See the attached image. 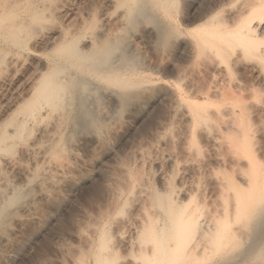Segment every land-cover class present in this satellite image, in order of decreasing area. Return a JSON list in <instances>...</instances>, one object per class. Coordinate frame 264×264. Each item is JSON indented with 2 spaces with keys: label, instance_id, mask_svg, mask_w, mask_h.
Segmentation results:
<instances>
[{
  "label": "bare ground",
  "instance_id": "bare-ground-1",
  "mask_svg": "<svg viewBox=\"0 0 264 264\" xmlns=\"http://www.w3.org/2000/svg\"><path fill=\"white\" fill-rule=\"evenodd\" d=\"M176 1L0 0V40L7 41L0 46V67L7 60L15 66L21 65V61L26 65L21 77L13 82L5 78L0 85V228L12 216L30 215L31 201L25 203L27 198H47L53 187L70 176V154L75 155L85 144L81 137L78 142L73 137L79 132L81 113L89 118V101L103 100L105 112L110 115L129 107L141 92L159 85V97L165 101L181 107L184 102L190 103V108L181 113L186 119L187 135L183 133L186 139L179 144L178 151L166 153L162 151L163 145H169L166 122L156 121L147 132L138 129L123 150V156L130 162L123 163L121 181L113 190L106 212L108 219L114 216L119 221L113 231L103 226L102 237L120 238L130 252L140 254L141 260L136 264H187L190 259L195 262L204 255L229 253L237 249L235 245L241 244L251 229L257 237L255 250L262 249L264 106L255 109L243 92L230 95L207 92L203 99L183 93L174 99L165 79L145 75L150 70L149 63L144 64L132 47L133 41L149 43L156 36H159L157 41L166 39L165 28L173 26L165 19ZM248 1L237 6L222 26L215 23L214 27L226 28L221 37L223 45L218 50L230 51L235 56L232 68H236L240 57L247 52L264 60L261 45L264 43V0ZM53 16L61 17L62 21L58 17L60 24L56 26L53 20L56 24L49 27L51 30L45 38L31 35L35 28L45 24L44 20L54 19ZM92 18L98 22L91 21ZM89 22L98 23V29L90 26L97 30L83 33V29H89ZM139 27L145 29L137 34L135 28ZM151 28H157L158 35L154 37ZM171 31L167 32L171 34ZM12 49L26 55H12ZM250 61L245 60L246 64ZM254 62L247 69L260 77L264 71ZM177 112L169 114L172 127L179 119L183 120L179 115L175 121ZM210 117H215L213 123L214 120L217 123L216 119L218 123L220 119L223 121L214 125L217 133L209 127ZM199 146L206 148L204 153L198 150ZM147 148H153L149 149L151 155L154 152L163 158L161 161H166L165 169H168L164 171L165 163L161 165L159 158H149L157 181L149 191L143 182L147 174L143 175L146 173H142L143 169L140 172V164L145 162L136 164L140 154L147 157L148 153H143ZM158 150L165 152L164 157L157 155ZM121 157L118 159L123 162ZM173 172L178 177V180L173 178L175 183L170 180ZM143 184L148 188L142 189ZM129 203L131 210L126 211L124 207ZM100 252L98 264H114L112 257L102 256V245Z\"/></svg>",
  "mask_w": 264,
  "mask_h": 264
},
{
  "label": "rangeland",
  "instance_id": "rangeland-1",
  "mask_svg": "<svg viewBox=\"0 0 264 264\" xmlns=\"http://www.w3.org/2000/svg\"><path fill=\"white\" fill-rule=\"evenodd\" d=\"M85 1L80 0L82 3L88 2V0ZM245 1L248 0H177L175 5L170 8L169 17L166 16L165 19L168 25L171 24L170 26L174 27L165 28L166 39L157 41V38L159 39V36H156L158 35V29L151 28L152 33H155H153V36H156V40L152 38L154 42L151 40L150 44V42L141 43L138 41L137 43V41H133V46L131 43V46L140 54L144 64L149 63L148 67L150 70L145 75L149 73L148 75L155 79H165L166 86L173 94L174 99L183 93L194 94L193 97L203 99L207 92H210V94L222 92L229 95L233 92H243V94H247L246 96L251 99V105L254 103L253 107L255 109H258L259 106H264V82H262L264 79L260 78H264V73H260L261 75L258 77L255 71H251V73L247 69L248 64H253L255 61L254 64L260 65L264 71V60L259 59L257 54L252 55L253 53L247 52L240 57L236 68H232L234 67L235 56H232L230 51L223 52L218 50V47L223 45L221 37L225 35L224 31L226 28H214L215 23H220L219 25L222 26L228 20L230 14L234 12L233 10L237 9ZM245 3H249V1ZM63 16L62 19L64 18ZM58 17L55 16V19L53 16L54 19L52 20L50 19L52 17L47 18V21L44 20L46 25L43 23L44 25L42 24L41 28H35V33L32 32L31 35L45 38L48 34L47 32L51 30V26H55L58 20L61 19V17H59L60 19ZM207 17H211V20H206ZM92 19L91 21L95 20V18ZM53 20L56 21L55 24ZM92 23L90 24L89 22V25H87L89 29L86 27L82 32L90 34V32L96 31L98 23ZM59 24L57 23L56 26ZM94 25L97 29L90 27ZM135 29L137 32L133 31L138 34V32L143 31L145 28L139 27ZM167 31H171V34L175 33L171 35ZM6 43L7 41L0 40V46L6 45ZM144 44H147V47ZM261 45L264 46V43H261ZM36 47L40 48V46ZM12 50L11 53H14L12 55L23 54V51L19 54L17 50ZM24 55L26 54L24 53L23 57ZM245 60L246 62L247 60L251 61L246 64ZM11 64L7 60V62L1 65L0 85L5 78L6 80L8 79V82H13L25 72L24 67L26 65H22V61L21 65L18 64L19 66L12 64L15 66L12 67ZM245 64L247 70L245 69ZM216 66H219V68ZM215 69L218 71H215ZM150 88L151 91H143L136 96V99L134 97L129 107L122 111L114 112V114L111 112L110 115H107V112H105L103 100L98 99L97 101V98H94L88 102L91 112L89 118L87 117L88 115H85L86 118L83 117L84 115L81 113L80 118H78V128L80 130L78 129L77 136L73 137L74 140H77L76 142L82 138V144L85 143L86 145H81L76 153H74L75 155L70 154V158L72 159L70 176L64 178L65 181L64 179L63 182L60 181L55 186V189L53 187L51 189L52 192H50L47 198L38 199L37 197L36 199L35 197L34 199L32 196L26 199L25 203L31 201L32 212L30 211V215L32 213V216H23V218L17 216L19 219L16 216H12L0 228V264H98L99 261L97 259L101 256V245L102 256L112 257L114 264H136L141 260L140 254L138 255L137 252L134 254V251L130 252V249L121 244L120 238L118 239L116 236L111 237V235L105 238L102 237L103 226L113 231L116 229L119 221V218H115L114 216L109 217V220L106 212L108 211L107 208H109L108 205H110L113 190L116 184L121 181L120 179L123 175L121 169L124 168L123 163L128 164V161L130 162V160H126L125 156H123V150L128 147L129 142L138 132V129L142 132H147L150 127H154L156 121H163L166 122V134L168 137V140H166L169 145L161 146L162 151L166 150V153L176 151L184 143L187 135V132H184L186 119L181 113L190 108V103L188 102H184L185 104L181 107L171 101H165L160 98L161 89L159 85H153ZM215 101L220 102L218 99ZM143 104H148L145 109L141 108ZM179 107L181 108L179 109ZM172 111L178 113L177 117L175 115V121L179 119V115L183 118V120L179 119L178 124L174 123L175 126L173 125V127L169 125V114H175ZM92 113L95 114L93 115ZM92 116L94 120L97 119L95 120L97 123L91 120ZM210 118L209 120L212 122H208L211 125L206 124L209 125L211 130L215 131L217 130L215 126L217 124L220 125L223 121L220 119L221 122L218 123L219 119H216L217 123L215 120V123H213V117ZM183 133L186 134L185 138ZM180 136L183 141L180 139ZM170 138H173V140L175 138V140L169 142ZM74 140H70V143L72 141L76 143ZM181 142L183 143L180 144ZM204 148L203 146H199L198 150L200 152L202 150L201 153H204ZM149 149L145 150L147 152H143L144 154H149H147L148 158L145 157L146 154L143 157H140V154L137 158L139 160L136 161L135 159L136 164L138 161L140 163L145 162L144 164H140L142 168L139 166L140 172L142 169V173L143 171L146 172L143 173L144 176L147 174L146 178L143 177L146 180H143V182L149 186L148 188L143 184L142 189L145 187L148 188V191L157 185L156 175L154 174L155 167H153L152 159H149H154L155 155L154 152L151 155L153 148L152 150L150 149L151 151ZM158 152L162 153L158 150L157 155L164 157L165 152L162 153L163 155ZM200 152L199 154H201ZM143 153L142 155H144ZM118 156L124 157L123 162H120ZM155 157L159 158V156ZM141 158L148 159V162L150 160L152 164L151 162L148 163L147 160L142 161ZM133 159L131 163H134ZM162 159L160 157L158 161L163 163L161 165H164L166 161H161ZM162 167L164 171H168V169H165L167 167L166 163ZM174 170L178 173L177 168ZM176 173L173 172L174 176H170L172 183H175ZM139 190L138 188L137 191ZM129 205L126 204L127 207L124 205L126 211L131 210L130 207L132 206L130 203ZM106 220L108 224H106ZM260 234L264 237V221ZM256 239L257 237L251 229L246 235L245 240L241 241V244L238 243L241 246L235 245L237 249H233L229 253H219L220 255L217 253L204 255L200 257V260L196 258L195 262L192 261L193 259H190L191 261L189 260L188 262L190 264L191 262L192 264H264V245L262 249L255 250ZM248 257L250 258L248 259Z\"/></svg>",
  "mask_w": 264,
  "mask_h": 264
}]
</instances>
